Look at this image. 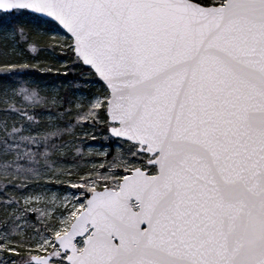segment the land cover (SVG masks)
<instances>
[{"label":"snow or ice","instance_id":"snow-or-ice-1","mask_svg":"<svg viewBox=\"0 0 264 264\" xmlns=\"http://www.w3.org/2000/svg\"><path fill=\"white\" fill-rule=\"evenodd\" d=\"M41 51L56 83L0 81V264H264V0H0V75Z\"/></svg>","mask_w":264,"mask_h":264},{"label":"trees","instance_id":"trees-1","mask_svg":"<svg viewBox=\"0 0 264 264\" xmlns=\"http://www.w3.org/2000/svg\"><path fill=\"white\" fill-rule=\"evenodd\" d=\"M48 57H49L48 53L41 51L39 55L35 56V60L36 59L42 60V62H40L41 67H38V68L22 67L21 68L18 65L19 71L16 76L8 77V76L0 75V81H6L9 79H21V80H39V81L45 80V81H50V82L53 81L56 83L59 78L51 71L43 70L46 67V61Z\"/></svg>","mask_w":264,"mask_h":264},{"label":"rangeland","instance_id":"rangeland-1","mask_svg":"<svg viewBox=\"0 0 264 264\" xmlns=\"http://www.w3.org/2000/svg\"><path fill=\"white\" fill-rule=\"evenodd\" d=\"M35 61L42 62V60H39V59H36ZM43 82H46L49 85H52V84L55 83L53 81L50 82V81H45V80H43ZM85 127L87 128V126H85ZM87 131L90 133L89 137H87V138L81 137V140L88 142V144H89L90 147H99L100 145L104 144V139L105 138H104L102 132L97 133L95 135H92V129L91 128H87ZM92 140H95V143L94 144L91 143ZM113 148H114V145H113ZM2 166L3 165L0 164V167H2ZM0 178H2V177H0ZM52 183H53V185H55V181H53ZM61 196L63 197V193L62 192H61Z\"/></svg>","mask_w":264,"mask_h":264}]
</instances>
